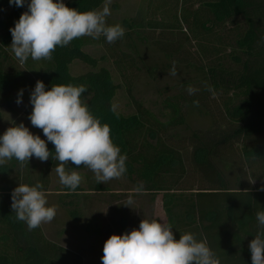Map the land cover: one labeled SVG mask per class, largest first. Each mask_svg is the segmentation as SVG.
I'll use <instances>...</instances> for the list:
<instances>
[{"label":"trees","instance_id":"trees-1","mask_svg":"<svg viewBox=\"0 0 264 264\" xmlns=\"http://www.w3.org/2000/svg\"><path fill=\"white\" fill-rule=\"evenodd\" d=\"M104 2L68 0L65 4L86 12L100 10ZM5 10V18L0 20V122L3 108L16 115L12 98L23 89L30 99L37 80L43 81L46 90L53 84L86 86L81 99L101 124L110 126L114 144L127 156L126 174L141 175L146 191L163 195L164 212L175 238L194 234L198 241L207 243L220 264H252L249 243L258 230L256 212L264 211V191L260 190L264 187V0H145L134 18L122 21L127 32L115 43H107L103 36H84L66 47L58 46L50 61L29 57L24 64L9 53V29L28 10L27 3L16 7L9 0H0V11ZM130 33L165 46L173 61L195 69L200 76L195 97L189 100L179 95L165 100L172 113L165 122L132 96L133 79L127 72L134 60L121 51ZM97 45L107 47L128 85L136 114L124 116L111 111L120 86L87 52ZM134 48L128 45V49ZM191 49L198 64H194ZM76 61L93 70L73 76L70 67ZM209 87L213 91H208ZM211 97L222 108L209 128L189 130L186 162L184 154L168 145L171 134L188 123L184 103L187 111L193 101L205 108V99ZM31 112L29 100L22 120L15 124L23 123L39 135L53 153L38 164H33L38 159L32 157L28 164L13 158L0 165V264H85L80 254L50 241L41 226L29 230L11 209V193L19 184L42 183L47 194L51 173L59 163L52 158L54 145L28 119ZM76 167L69 162L66 170L86 168ZM63 191L69 195L84 189L80 183L76 191L65 186ZM91 191L102 192L104 188L97 184ZM70 214L75 220L80 218L79 211ZM86 231L90 236L100 235V222L91 219Z\"/></svg>","mask_w":264,"mask_h":264},{"label":"clouds","instance_id":"clouds-1","mask_svg":"<svg viewBox=\"0 0 264 264\" xmlns=\"http://www.w3.org/2000/svg\"><path fill=\"white\" fill-rule=\"evenodd\" d=\"M26 0H9L10 5L24 7ZM112 0H105L102 10L79 12L68 7L64 0H30L15 26L10 28L11 49L15 58L24 64L29 57L34 61L51 60L59 47H66L74 39L84 36L99 39L103 36L109 44L125 35L120 24L108 25ZM177 75L175 67L169 73ZM23 89L16 103H22ZM87 91L84 85H56L45 89L37 80L30 93L32 112L28 119L33 127L42 129L47 142L55 148L54 158L59 163L55 171L60 183L76 191L82 181L79 172L66 170L69 162L90 169L97 183L119 179L126 171L127 156L111 138L108 124H101L81 99ZM198 89L188 86L193 95ZM208 91H213L210 87ZM198 106V101H193ZM118 106L111 105L117 113ZM47 143L33 134L23 123L14 124L0 136V165L15 158L22 165L35 157L41 162L49 160ZM139 190V189H137ZM264 191V187L260 189ZM11 209L17 221L34 230L50 223L57 214V206H46V191L42 183L35 186L19 184L11 193ZM133 201L129 199L128 205ZM125 205V206H128ZM129 207V206H128ZM257 232L249 243L252 264H264V211L256 212ZM102 264H220L218 257L205 241L194 234L183 233L177 240L169 224L142 219L138 229L122 235L112 234L104 243Z\"/></svg>","mask_w":264,"mask_h":264},{"label":"rangeland","instance_id":"rangeland-1","mask_svg":"<svg viewBox=\"0 0 264 264\" xmlns=\"http://www.w3.org/2000/svg\"><path fill=\"white\" fill-rule=\"evenodd\" d=\"M68 0H64L66 3ZM145 0H112L110 5L111 15L106 18L108 25L120 24L124 19H132L136 11L143 7ZM30 3V0H26ZM102 10V8L100 9ZM8 10L0 11V20L5 18ZM127 32V31H125ZM131 38L126 39L121 51L129 55L134 60V65L127 74L132 76L131 88L133 98L157 116L162 122L167 121L172 113L165 107V100L169 97L179 96L195 97L200 89L199 74L193 68L183 67L170 57V50L165 46L149 41H145L137 35L131 34ZM131 40V41H130ZM135 47L134 50L128 49V45ZM109 47L111 45H108ZM130 47V46H129ZM87 52L99 61L100 68H106L111 73L113 80L120 86L114 104L118 106L117 112L124 116L136 114V109L127 93L126 86L120 77L119 71L107 51V47L93 46ZM194 64H198L197 55L193 49ZM14 58V53L9 52ZM16 59V58H15ZM175 67L176 76L170 75L171 69ZM71 74L75 77L89 72V66L74 62L71 67ZM187 83L193 88L198 89L193 95L187 92ZM196 83V84H195ZM17 94L12 98V107L16 115L7 108L2 109V121L0 122V135L6 129L14 126L23 118V114L29 103V96L23 94L22 103L17 104ZM207 108L204 106H190L187 111V104L184 103L186 117L188 114V126L172 132V139L168 142L180 153L185 155L187 162V135L189 130L207 129L211 126L219 114L220 103L215 97L205 99ZM192 104V103H191ZM6 161L5 163H7ZM38 164L39 160H34L33 164ZM138 166H135V169ZM137 170V169H136ZM40 173V169L35 171L34 180ZM82 177L81 186L84 192L78 194L70 193L67 195L63 191L64 186L60 183L56 172L51 173L49 192L46 194L47 205L57 206V214L50 223L41 225L46 237L70 251L82 256L85 264H102L103 246L105 241L112 235H122L132 229H138L142 219L157 220V222L168 224V218L164 212L162 194H154L146 191V186L142 176L137 173L127 175L126 173L119 179H113L106 184L97 183L95 174L88 168L79 171ZM233 179V173H230ZM196 181V179H195ZM104 188L102 192L91 191L96 185ZM196 184V183H195ZM137 189H142L139 191ZM131 199L133 203L128 205ZM128 205V206H125ZM79 211L80 218H71V212ZM96 218L100 222L101 233L98 236H90L86 231L89 221Z\"/></svg>","mask_w":264,"mask_h":264}]
</instances>
